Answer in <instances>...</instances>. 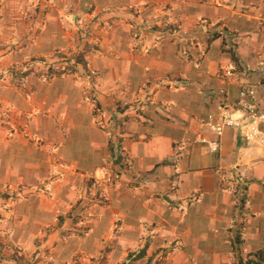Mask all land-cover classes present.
<instances>
[{
	"label": "crops",
	"instance_id": "1",
	"mask_svg": "<svg viewBox=\"0 0 264 264\" xmlns=\"http://www.w3.org/2000/svg\"><path fill=\"white\" fill-rule=\"evenodd\" d=\"M20 1L0 16V74L80 51L66 18L88 13L105 30L82 51L85 69L0 79V264H240L264 252V144L236 128L218 153L183 144L214 137L202 124L213 90L236 100L222 67L243 73L264 109V0H60L25 18ZM106 160L121 176L103 201L93 186Z\"/></svg>",
	"mask_w": 264,
	"mask_h": 264
},
{
	"label": "built area",
	"instance_id": "2",
	"mask_svg": "<svg viewBox=\"0 0 264 264\" xmlns=\"http://www.w3.org/2000/svg\"><path fill=\"white\" fill-rule=\"evenodd\" d=\"M198 64L200 65V62ZM221 74L226 83L234 82L238 84L239 89L236 100L231 98L229 89L226 86L213 90L212 95L218 96L219 99L216 100L215 110L207 114L202 124L209 129L214 137L208 138L205 135L198 138L188 137L183 144H204L210 148L212 153H218L220 151L221 137L227 128L239 129L246 141L264 144V129L262 128L264 125V109H261L255 102V87L246 76L242 75L243 73L236 70L234 65L222 67ZM102 113V108L97 106L96 114L98 115V121L103 128H107V133L111 137V120L106 122ZM59 166L61 168L66 167L63 162L59 163ZM102 170L104 171V176L94 179L93 187L96 190L95 195L100 194V198L103 201H108L106 192L102 191L101 187L112 185L121 175L118 171L112 169L108 163L103 165ZM226 184L227 189L230 191L238 187L235 180L226 181ZM244 190L241 188V193ZM199 196H202V194L199 193ZM89 215L91 214L89 213Z\"/></svg>",
	"mask_w": 264,
	"mask_h": 264
},
{
	"label": "rangeland",
	"instance_id": "3",
	"mask_svg": "<svg viewBox=\"0 0 264 264\" xmlns=\"http://www.w3.org/2000/svg\"><path fill=\"white\" fill-rule=\"evenodd\" d=\"M22 1V2H21ZM21 4L23 3V5H25V9H21L20 11V15L22 17L25 18V15L28 16L29 13H28V8L31 7V8H34L36 7V9L33 11L34 14L37 13V16L40 12V14H44L46 12V10H48V8L46 9V7H50L51 5L54 7V8H57V9H62V6H60V4L58 3V1L60 0H21ZM15 3V1H14ZM8 5V7H12L13 6V0H0V16L2 15L1 13L3 12V8H4V5ZM43 5V6H41ZM39 6V7H38ZM41 7V8H40ZM64 9V8H63ZM45 11V12H44ZM19 13V12H18ZM85 14H88V13H85ZM84 14V15H85ZM80 16L79 19H77L76 21L72 20H68L67 18L65 19L66 21V26L64 27L65 31L69 34V40H70V43L72 44V46L74 48H78L79 46L81 45H84L85 46L81 49H79L80 51H78L77 53L75 52H71L70 54H55V56L51 59H58L59 57L57 55H61L60 57V60L58 63H56V66L55 68L58 69V70H62L63 71V74L62 75H51L49 76L47 73H45V71L47 70V67L43 68L46 69L44 72H43V79L45 80H48L50 77H53V76H65V75H68L72 72V69L71 68H76L75 66L79 65L81 66L83 69L84 66L83 64H79L77 62H75V58L76 56L79 54V53H82L83 50H86V49H89L91 47L89 46H92L94 43H96L95 41H93L92 43L93 44H88L86 45L88 42H90L91 39V36H92V33H95L96 31H99L100 29H102L103 27H100L97 26L95 27V25H93L92 23H90V19L89 16H85V18H83V16ZM32 16V15H31ZM29 17V18H33V17ZM65 17V16H64ZM63 17V19H64ZM64 26V24H63ZM104 29V28H103ZM105 30V29H104ZM94 31V32H93ZM72 49V47H71ZM84 53V52H83ZM45 65V64H44ZM46 66V65H45ZM24 67V66H23ZM27 67V64L25 65L24 68ZM14 68V67H13ZM12 68H10L9 70H11ZM16 69H20V68H17ZM7 71L5 72L4 74H0V79L3 80L4 82L7 80V81H10L11 83H14L16 82L15 79L13 78V75L10 73L11 71ZM14 70V69H13ZM89 74V73H88ZM90 75V74H89ZM91 93H88V96H90ZM94 96L91 94L90 98L92 99ZM93 111H94V114L96 115L97 117V124L98 126L105 130L107 132V128H103L102 125L99 123L98 121V115L96 114V107L98 105H96L95 101H93ZM10 108V107H9ZM103 110V108H102ZM31 139L37 144V146L39 147H44V145L46 146V143L44 142L45 140H41L40 137L38 135H32L31 136ZM45 143V144H44ZM61 163V162H59ZM57 163V164H59ZM105 163H110V160H106L104 162ZM113 166V165H112ZM12 197V196H11ZM14 197V196H13ZM14 200V198H13ZM89 209L91 208V206L88 207ZM37 262V261H35ZM48 263V257H45L44 259V264ZM5 264H9L7 262H5ZM37 264V263H36Z\"/></svg>",
	"mask_w": 264,
	"mask_h": 264
},
{
	"label": "trees",
	"instance_id": "4",
	"mask_svg": "<svg viewBox=\"0 0 264 264\" xmlns=\"http://www.w3.org/2000/svg\"><path fill=\"white\" fill-rule=\"evenodd\" d=\"M232 51V50H231ZM59 58L58 59H53V60H46L44 58H39V59H33L30 64L27 65L26 68H20V69H14L12 72H10L13 75V78L17 83L22 82L27 76L31 74H39L37 69L34 68V65L38 64H45L47 67V70L45 73H47L49 76L51 75H62L63 71L58 70L55 68L56 63L59 62L61 55H57ZM232 58L237 61V58L235 57L234 52L232 51ZM84 54L79 53L76 58L75 62L77 63H84ZM72 69V68H71ZM41 75V73L39 74ZM110 150L112 153V159H114L115 163H119L123 160V156L120 153L119 149V144H111L110 145ZM243 260H240V264H264V252L257 253L254 258H249L245 262H242Z\"/></svg>",
	"mask_w": 264,
	"mask_h": 264
}]
</instances>
